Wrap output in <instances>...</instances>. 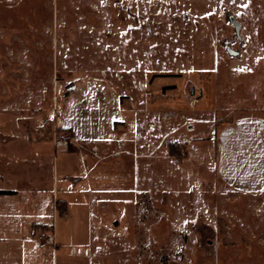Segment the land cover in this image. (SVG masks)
Listing matches in <instances>:
<instances>
[{
    "label": "rangeland",
    "instance_id": "obj_1",
    "mask_svg": "<svg viewBox=\"0 0 264 264\" xmlns=\"http://www.w3.org/2000/svg\"><path fill=\"white\" fill-rule=\"evenodd\" d=\"M78 79L114 89L126 123L90 193L109 207L56 219L55 245L35 237L52 225H25L6 249L34 245L43 264H264V194L211 168L225 123L264 118V0H0V115L53 144Z\"/></svg>",
    "mask_w": 264,
    "mask_h": 264
},
{
    "label": "crops",
    "instance_id": "obj_2",
    "mask_svg": "<svg viewBox=\"0 0 264 264\" xmlns=\"http://www.w3.org/2000/svg\"><path fill=\"white\" fill-rule=\"evenodd\" d=\"M58 125L71 139L54 146L29 140L0 115V264H11L14 257L19 264L44 263L34 245L20 253L6 249L7 242L21 241V227L28 225L34 237L35 226L52 225L55 232L56 219L66 223L74 214L94 217L96 204L109 207L96 197L93 201L90 193L100 173L97 164L110 160L117 134L126 129L119 95L104 83L78 79L65 90ZM214 147L211 168L228 189L264 194V118L244 116L225 123ZM43 210L51 211V220Z\"/></svg>",
    "mask_w": 264,
    "mask_h": 264
},
{
    "label": "built area",
    "instance_id": "obj_3",
    "mask_svg": "<svg viewBox=\"0 0 264 264\" xmlns=\"http://www.w3.org/2000/svg\"><path fill=\"white\" fill-rule=\"evenodd\" d=\"M71 137L68 132H57L53 139L52 142L54 146H58L61 144H66L70 141ZM35 237L43 242L50 243L52 245H55V234L53 229L52 230H43V229H37L35 232Z\"/></svg>",
    "mask_w": 264,
    "mask_h": 264
},
{
    "label": "trees",
    "instance_id": "obj_4",
    "mask_svg": "<svg viewBox=\"0 0 264 264\" xmlns=\"http://www.w3.org/2000/svg\"><path fill=\"white\" fill-rule=\"evenodd\" d=\"M176 146V143H168L167 149L169 156L175 159V163L179 164L181 160L186 157V153L184 152L182 155H180V152L177 150Z\"/></svg>",
    "mask_w": 264,
    "mask_h": 264
}]
</instances>
